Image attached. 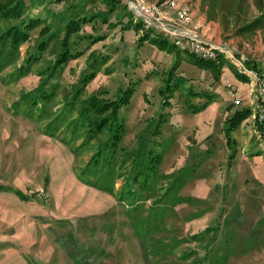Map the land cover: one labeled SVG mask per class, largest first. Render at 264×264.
Returning <instances> with one entry per match:
<instances>
[{"label":"rangeland","instance_id":"obj_1","mask_svg":"<svg viewBox=\"0 0 264 264\" xmlns=\"http://www.w3.org/2000/svg\"><path fill=\"white\" fill-rule=\"evenodd\" d=\"M105 1L25 2L39 22L18 45L4 34L21 19L0 18V178L28 196L0 206V264H264V150L233 139L224 83L264 68V0H177L226 45L207 70ZM74 5L63 51L56 15ZM92 97L117 103L111 120Z\"/></svg>","mask_w":264,"mask_h":264},{"label":"built area","instance_id":"obj_2","mask_svg":"<svg viewBox=\"0 0 264 264\" xmlns=\"http://www.w3.org/2000/svg\"><path fill=\"white\" fill-rule=\"evenodd\" d=\"M125 7L133 20L145 30L165 38L174 48L203 61H215L228 53L226 45L215 44L192 27L191 8L177 0H126ZM230 56H232L229 53ZM237 66V64H235ZM250 83L252 128L264 150V69H243ZM225 81L233 106L240 105L234 85Z\"/></svg>","mask_w":264,"mask_h":264},{"label":"trees","instance_id":"obj_3","mask_svg":"<svg viewBox=\"0 0 264 264\" xmlns=\"http://www.w3.org/2000/svg\"><path fill=\"white\" fill-rule=\"evenodd\" d=\"M25 2H29L30 5H32V6L34 5L33 0H0V18H10L11 16H13L16 19H21V21L18 24H16L13 27L7 28V30H5L4 38L10 40V42L13 43L14 45H18V44L23 43L28 37V32H30L31 30L36 28L37 24L39 22L38 21L39 19H36L35 17L24 18V14H25V10H26ZM105 2H106L105 5H107V9H106V11L103 12L104 13L103 15H105V14L111 15L115 4L112 3L111 0H106ZM80 13L81 12H80L79 8L74 5V7H72V12L70 9L68 11V13L67 12L66 13H59L58 15H56L57 18L59 19L58 22H60V23L65 22L67 19L66 26L63 29V31H64V38H63V43H62L63 48H64L63 51L66 48L69 49L68 48L69 38L71 36L75 35L76 33H79V31L81 30V26L85 23L83 20H78V21L76 20L75 21V20L70 19V17H72V16H74V18H76V19L77 18L79 19ZM96 15H97V12H96ZM99 15H101V13L98 14V16ZM103 19H105L104 16H103ZM34 20H36V21H34ZM132 27L136 30V26H131V25L128 26V28H132ZM46 29L47 28L45 27L42 30L47 31ZM48 36L49 37L47 38V41L52 39L55 36V34L51 33ZM144 40H150V42L152 44H155L159 48L167 50V51H171L172 49H174V46L170 42H167L162 38H160V39L154 38V37L152 38V37L146 35V36H142L140 38V42L142 43V41H144ZM47 41L45 40L43 42V44ZM78 54L80 55V52H78L77 56H75V57H78ZM66 55H68V54L66 53ZM191 57L194 59V60H190L193 64L207 70V68H205L206 65L202 62V60L195 59L193 56H191ZM69 58H73V57H71V56H69V57L65 56L64 57V55H62V57L58 60V64L60 62H64L65 60H67ZM178 65H179V62L177 61V65L173 69L178 67ZM200 96H201V94H199L198 97H200ZM210 98H209L207 104L210 102V100H211ZM87 106H88V108L86 111L91 112L96 118L97 117H99V119L102 118L101 119L102 123L106 120H111L112 115L114 114L115 110L118 108V105L116 102L99 100L96 97L90 98ZM248 112L250 114L249 110H248ZM248 112H246V111H236L235 112V114L232 116V118L230 120L231 121V130H233V128H235L237 125L240 124V122H242L243 120H245L248 117ZM96 115H98V116H96ZM94 116L92 117V119H94L95 123L97 121H100L99 119L96 120ZM105 116H106V118H103ZM117 139H118V136L116 135L113 138V140H114L113 144L117 141Z\"/></svg>","mask_w":264,"mask_h":264},{"label":"crops","instance_id":"obj_4","mask_svg":"<svg viewBox=\"0 0 264 264\" xmlns=\"http://www.w3.org/2000/svg\"><path fill=\"white\" fill-rule=\"evenodd\" d=\"M111 1L115 4L114 0H111ZM119 1H120V5H122V7L125 8L126 0H119ZM33 3H34V5L31 7V9H36V11H39V9H44V7L46 5L48 6L50 3H54V0H33ZM116 4L114 6V9H113L111 15L116 11V9H115L116 8ZM106 9H107V5H106ZM106 9L105 10H99V11L100 12H104V11H106ZM63 11H60V12H62V13H66L67 12L68 13L69 9L68 10H63ZM46 12L49 13L48 8L46 9ZM111 15H109V16H111ZM94 16H97V15L95 14ZM37 19H39V18H37ZM42 22L45 23V20L43 19ZM140 32L142 33V30ZM257 69H259V68H257ZM226 81H228L230 84L235 86L236 92H238V94H239V95L238 94L237 95L242 100V104H241L240 107L232 105L231 108H229L230 111L231 112L233 111L232 113H234L235 111H248V110L250 111L251 103H252V97L250 95V83H249V80H247V85L246 86H242L243 84L238 82V81L228 80V79H226ZM224 83H225V81H224ZM209 91H211V87L208 85L207 86V92H209ZM227 97L228 98L230 97V92H228V96ZM212 101H214V97L211 96L210 102H212ZM231 132L234 135L233 139H237V138L240 137L241 138V142L242 143L244 142V144L250 143L251 142V139H250L251 137H254L255 140H258L257 135L255 134V132H254V130L252 128V116H251V114H249V116L245 120L240 122L238 130L231 131ZM258 142H260V141L258 140ZM259 144H260L261 148L263 149L262 144L261 143H259ZM12 182L13 181H9L7 178L6 179H1L0 178V206H2V208H4L3 209L4 211L5 210L15 211L16 207H13V205H11V203L16 204V201H18V200H19V202L20 201L28 202L26 200V198L28 196L25 195L20 189H17V187ZM17 194H18V198L16 196ZM3 196H4V198H3ZM1 199H3V200L7 199V201H9V203L4 205V204H2Z\"/></svg>","mask_w":264,"mask_h":264}]
</instances>
